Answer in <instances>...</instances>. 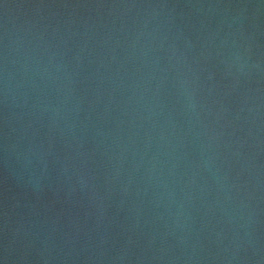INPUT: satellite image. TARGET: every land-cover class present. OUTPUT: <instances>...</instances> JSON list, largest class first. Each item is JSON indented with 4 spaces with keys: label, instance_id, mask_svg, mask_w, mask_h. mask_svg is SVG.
I'll return each mask as SVG.
<instances>
[{
    "label": "clouds",
    "instance_id": "9594fccd",
    "mask_svg": "<svg viewBox=\"0 0 264 264\" xmlns=\"http://www.w3.org/2000/svg\"><path fill=\"white\" fill-rule=\"evenodd\" d=\"M109 7L128 31L126 62L137 65L131 77L124 63L110 72L113 83L131 79L132 90L126 110L131 117L129 132L127 139H116L111 175L125 185V192L140 176L145 195L151 190L155 201L162 204L168 200L172 223L164 239L172 237L180 248L179 255L160 249L161 255L154 254L151 259L165 264H264V165L255 163L264 153V87H257L248 96L247 116L229 119L220 100L215 101L220 107L213 113L206 110L197 75L203 69L193 67L198 61L190 59L197 49L205 61L214 53L223 55L229 75L237 80L255 75L260 85L264 81V0H189L185 4L160 0ZM26 44L21 40L4 44L0 102L19 123L15 131L21 138L35 137V131L30 130L47 119L50 138L59 134L62 140L70 138L69 146L73 142L78 145L76 118L81 101L75 95V84L79 72L65 62L58 47L45 45L42 38L35 46ZM115 59L113 56L112 61ZM162 60L166 65L161 66ZM170 69L177 72L179 95L185 101L190 124L187 134L171 121L162 125L156 119L161 107L156 97ZM49 89L56 93L55 103L48 99ZM193 121L200 127L196 137L205 142L201 159L186 162V136L192 134ZM5 123H9L8 117ZM229 128L231 132H227ZM245 146L254 151L245 155ZM29 151L43 160L50 154L51 139L47 151L43 143H33ZM129 153L132 160L125 177L123 168ZM209 166L214 173L199 183L197 177L207 173ZM213 192L215 198L209 201L207 196ZM198 207L204 210L207 221L199 229L193 216ZM205 240L216 245L214 254L206 248Z\"/></svg>",
    "mask_w": 264,
    "mask_h": 264
},
{
    "label": "water",
    "instance_id": "95a60500",
    "mask_svg": "<svg viewBox=\"0 0 264 264\" xmlns=\"http://www.w3.org/2000/svg\"><path fill=\"white\" fill-rule=\"evenodd\" d=\"M132 2L160 0H0V55L8 40L35 46L42 38L45 45L58 47L65 62L79 72L75 95L81 101L76 118L80 143L71 146L70 138L62 140L59 134L49 137L47 119L30 130L35 131V137L21 138L15 131L19 123L0 102V264H165L151 257L161 255L160 249L168 255L180 254L172 237L164 239L172 223L168 200L162 204L155 201L151 190L145 195L140 176L125 192V185L111 175L116 139H127L129 132L131 117L126 110L132 90L131 79L113 83L110 72L124 63L131 77L137 65L126 62L128 31L109 6ZM166 2L185 4L189 0ZM198 51L194 50L190 59L198 61L193 67L203 69L197 75L206 110L218 111L215 101L220 100L229 119L247 116V98L257 87H264V81L258 85L255 75L237 80L227 73L223 55L214 53L205 61ZM166 63L162 60L161 66ZM179 88L177 72L170 69L156 97L161 106L156 119L162 125L171 121L187 134L190 124ZM48 99L56 102L54 89H49ZM191 128L184 149L186 162L201 159L205 142L195 135L200 131L195 121ZM50 139L51 151L43 160L29 151L33 143H43L47 151ZM243 151L247 155L254 150L245 146ZM131 160V154H126L125 177ZM255 163L264 165V153ZM214 171L209 166L207 173L197 177L198 182L205 183ZM214 198V192L207 196L209 201ZM203 211L199 207L193 211L197 229L207 223ZM203 235L206 237L207 231ZM205 245L213 254L217 251L207 240Z\"/></svg>",
    "mask_w": 264,
    "mask_h": 264
}]
</instances>
